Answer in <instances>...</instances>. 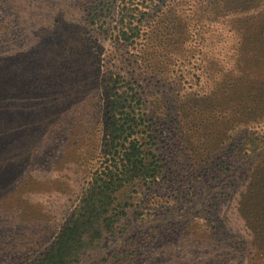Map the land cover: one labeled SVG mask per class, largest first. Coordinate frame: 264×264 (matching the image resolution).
Returning a JSON list of instances; mask_svg holds the SVG:
<instances>
[{"label": "rangeland", "instance_id": "rangeland-1", "mask_svg": "<svg viewBox=\"0 0 264 264\" xmlns=\"http://www.w3.org/2000/svg\"><path fill=\"white\" fill-rule=\"evenodd\" d=\"M130 1L0 0V264L54 246L131 87L163 175L115 193L117 234L77 264H264V0H161L125 40Z\"/></svg>", "mask_w": 264, "mask_h": 264}, {"label": "trees", "instance_id": "trees-1", "mask_svg": "<svg viewBox=\"0 0 264 264\" xmlns=\"http://www.w3.org/2000/svg\"><path fill=\"white\" fill-rule=\"evenodd\" d=\"M89 13L99 18L105 12H112L115 0H90ZM161 0H131L121 10L120 22L123 37L137 35L141 26L133 28L134 21H146L145 8L158 7ZM139 6H143L142 9ZM159 16V15H158ZM159 18V17H158ZM157 25L162 19H153ZM155 31L158 28H154ZM130 39V38H129ZM256 68V67H255ZM109 103L114 113V123L109 130V144L104 151V162L100 171L94 174L88 188L82 194V201L76 207L54 246L34 264H77L85 251L95 250L106 236L117 234L114 218L111 212L115 201V193L125 186H147L156 182L163 175L164 167L156 150L159 151V137L153 127L147 125L145 137L131 140L137 123L136 116L131 120L135 108L141 105V98L135 88L116 95ZM133 110L126 111L125 110ZM133 122V124H131ZM252 144L256 142L250 140ZM160 156L162 154L160 153ZM159 158V160L157 159Z\"/></svg>", "mask_w": 264, "mask_h": 264}]
</instances>
